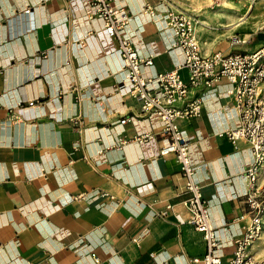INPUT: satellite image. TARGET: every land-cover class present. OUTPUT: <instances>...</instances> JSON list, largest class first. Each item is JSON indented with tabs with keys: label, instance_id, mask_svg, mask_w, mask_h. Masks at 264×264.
<instances>
[{
	"label": "crops",
	"instance_id": "0c3cea01",
	"mask_svg": "<svg viewBox=\"0 0 264 264\" xmlns=\"http://www.w3.org/2000/svg\"><path fill=\"white\" fill-rule=\"evenodd\" d=\"M117 1L132 14L124 34L154 56L145 74L175 68L183 55L163 1ZM198 28L203 52L221 51L205 49ZM123 79L118 40L88 0H0V264H202L192 261L206 251L202 233L176 219L191 218L180 165L159 154L161 122ZM228 88L193 89L201 114L179 120L224 264L250 215L253 160L247 140L220 134L239 125Z\"/></svg>",
	"mask_w": 264,
	"mask_h": 264
},
{
	"label": "built area",
	"instance_id": "2783aa9c",
	"mask_svg": "<svg viewBox=\"0 0 264 264\" xmlns=\"http://www.w3.org/2000/svg\"><path fill=\"white\" fill-rule=\"evenodd\" d=\"M93 16L104 21V29L115 36L122 58L123 83L129 92L141 102L143 114H156L161 122L160 135L165 143L160 146V155L173 154L186 180L185 188L190 197L184 201L191 212L189 221L177 216L180 224L186 222L202 233L206 251L201 257H194V263L224 264L218 249L222 245L216 228L211 222L208 201L203 197L202 186L196 177V167L190 158V141L184 136L180 119L199 116L203 106V95L193 89L208 90L226 80L227 94L233 99V107L239 117V125L220 134H225L233 143L245 139L250 144L253 160L246 167L244 176L249 180L246 199L249 204V218L244 229L234 237L235 251L226 264H264V256H255L252 250L264 229V200L259 185L260 170L264 163V45L255 50H240L230 53L216 51L206 54L200 44L197 31L198 20L174 4L163 1L167 29L174 38L173 46L179 48L183 60L167 72L145 74L144 68L154 64V56L143 57L134 47L124 29L130 22L131 12L117 0H88ZM151 16L159 14L155 6L147 5ZM25 12H30L26 8ZM247 38L232 37L231 44H246ZM172 49L171 47L168 48ZM187 75L184 76L182 71ZM204 94V93H203ZM34 100L29 101L33 105ZM130 118H122L125 123ZM155 137L148 133L137 137L139 141ZM171 204L167 205V209ZM166 216L167 211L161 213ZM241 216L239 219L243 220ZM137 240V238L135 239Z\"/></svg>",
	"mask_w": 264,
	"mask_h": 264
},
{
	"label": "rangeland",
	"instance_id": "374dc122",
	"mask_svg": "<svg viewBox=\"0 0 264 264\" xmlns=\"http://www.w3.org/2000/svg\"><path fill=\"white\" fill-rule=\"evenodd\" d=\"M161 1L170 2L196 17L205 49L210 47L213 50H221L223 53L232 49L235 50L234 45L231 44L232 37L235 35L248 39V45H239V50L247 48L250 44L253 46L257 41L264 38V0ZM250 25H254L255 28L253 30L247 29ZM259 185L264 200V170L259 177ZM261 237L262 248L258 250L264 251V229ZM260 256H264V252Z\"/></svg>",
	"mask_w": 264,
	"mask_h": 264
},
{
	"label": "bare ground",
	"instance_id": "6f19581e",
	"mask_svg": "<svg viewBox=\"0 0 264 264\" xmlns=\"http://www.w3.org/2000/svg\"><path fill=\"white\" fill-rule=\"evenodd\" d=\"M243 1H244V0H243ZM162 7H163V6H162ZM254 28H255L254 25H250V26L247 27V29H249V30H253ZM263 170H264V164L262 165V168H261V170H260V175H261V173L263 172ZM263 219H264V217H263ZM261 243H262V237H260V238H259L257 241H255L254 244H253L252 250H253L254 253L256 254L255 256H260V255L263 254V252H264L262 249L258 250L259 248H262Z\"/></svg>",
	"mask_w": 264,
	"mask_h": 264
}]
</instances>
